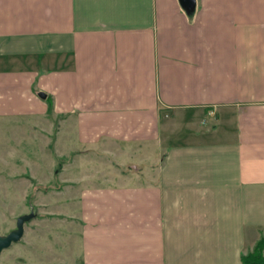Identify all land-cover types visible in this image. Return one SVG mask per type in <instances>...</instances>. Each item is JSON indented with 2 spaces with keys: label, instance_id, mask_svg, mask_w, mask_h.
Here are the masks:
<instances>
[{
  "label": "crops",
  "instance_id": "1",
  "mask_svg": "<svg viewBox=\"0 0 264 264\" xmlns=\"http://www.w3.org/2000/svg\"><path fill=\"white\" fill-rule=\"evenodd\" d=\"M2 117L52 122L64 163L62 136L109 158L167 133L147 179L58 183L78 264H243L264 237V0H0Z\"/></svg>",
  "mask_w": 264,
  "mask_h": 264
},
{
  "label": "rangeland",
  "instance_id": "2",
  "mask_svg": "<svg viewBox=\"0 0 264 264\" xmlns=\"http://www.w3.org/2000/svg\"><path fill=\"white\" fill-rule=\"evenodd\" d=\"M38 121L37 118H0V233L13 229L19 215L35 212L24 223L21 239L0 253V264H78L82 227L75 201L78 189L58 183L89 173V179L82 182L84 186H103L107 160L110 164L118 163L116 170L124 171L129 184L135 183L136 177L147 179L150 172H156L151 161L165 146L167 133L162 131L157 143L124 146L121 157L109 158H105V152L94 153L95 149H101V143L81 144L73 136H62L58 138L60 143L55 144L56 153L67 157L75 152L70 155V162L64 163L63 159L54 157L50 148L52 122L50 126L43 122L40 125ZM88 148L93 149L80 152ZM113 166L110 165L111 169ZM61 168L63 171L57 173ZM262 252L264 256V249Z\"/></svg>",
  "mask_w": 264,
  "mask_h": 264
},
{
  "label": "water",
  "instance_id": "3",
  "mask_svg": "<svg viewBox=\"0 0 264 264\" xmlns=\"http://www.w3.org/2000/svg\"><path fill=\"white\" fill-rule=\"evenodd\" d=\"M183 5L186 7L192 6L193 0H181ZM39 95L44 96L43 93H39ZM33 210H30L28 213H23L16 218V223L13 229L8 231L6 234L0 233V253L10 247L13 243L18 242L24 233V223L32 218L35 214Z\"/></svg>",
  "mask_w": 264,
  "mask_h": 264
},
{
  "label": "trees",
  "instance_id": "4",
  "mask_svg": "<svg viewBox=\"0 0 264 264\" xmlns=\"http://www.w3.org/2000/svg\"><path fill=\"white\" fill-rule=\"evenodd\" d=\"M27 175V174H25ZM30 178V175H27ZM32 178V177H31ZM264 237H260L253 245L252 250L241 254V262L243 264H264Z\"/></svg>",
  "mask_w": 264,
  "mask_h": 264
}]
</instances>
